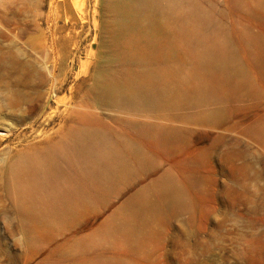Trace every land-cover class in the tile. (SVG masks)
Masks as SVG:
<instances>
[{
    "label": "rangeland",
    "instance_id": "obj_1",
    "mask_svg": "<svg viewBox=\"0 0 264 264\" xmlns=\"http://www.w3.org/2000/svg\"><path fill=\"white\" fill-rule=\"evenodd\" d=\"M105 5L0 0V264H264V0H183L178 12L206 23L189 22L193 43L226 39L236 64L189 62L183 78L204 92L166 115L99 97L104 68L111 77L140 68L111 56ZM84 119L119 159H130L132 141L145 159L74 200L79 217L38 238L24 208L50 203L62 185L47 177L45 153ZM152 124L166 135L150 137Z\"/></svg>",
    "mask_w": 264,
    "mask_h": 264
},
{
    "label": "bare ground",
    "instance_id": "obj_2",
    "mask_svg": "<svg viewBox=\"0 0 264 264\" xmlns=\"http://www.w3.org/2000/svg\"><path fill=\"white\" fill-rule=\"evenodd\" d=\"M104 4L112 13L105 23V28L109 30L111 56L121 66H140L137 70L139 72L132 71L131 68L120 77H111L109 69L104 68V78L98 85V94L106 104L110 100L114 104L140 112L155 111L158 115H166L178 105L181 97L204 92L199 83L192 82L189 85L188 78H183L184 69L189 62L199 68L211 67L215 63L227 67L236 64L226 39L214 38L207 44L204 42L199 45L201 40L196 36L197 40L193 43L194 35L189 22L194 21L199 25L206 23L197 10L178 12L183 0H104ZM83 121L85 122L80 128L71 130L59 145L45 153L44 171L47 177L49 175L53 183L62 180L63 186L60 187L59 195H54L50 203L38 205L35 210L24 208L27 224L38 238H44L52 231L54 221L66 225L79 217L80 211L74 205V200L83 202L89 191H98V184L103 180L107 181V186L113 187L116 179L127 170L129 160L135 162L145 159L143 147L134 141L128 143L130 159H119L117 153L108 150L107 136L103 129L91 119ZM144 130L152 138L159 134L166 135L165 130L153 124L146 126ZM21 164H28V159H23L19 166ZM74 164L78 169H72ZM22 192L25 196L26 192ZM167 192L174 202H183L178 189L169 186ZM29 195L26 196L30 197ZM72 195H77L78 198L72 199ZM127 232L128 235L135 236L132 230L127 229ZM72 264L100 262L75 261ZM116 264L127 263L119 261Z\"/></svg>",
    "mask_w": 264,
    "mask_h": 264
}]
</instances>
